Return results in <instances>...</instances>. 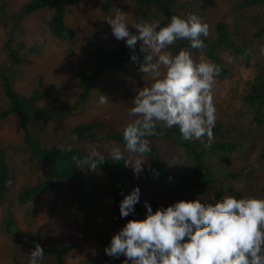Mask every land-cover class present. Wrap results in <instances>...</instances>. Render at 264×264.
Returning a JSON list of instances; mask_svg holds the SVG:
<instances>
[{
	"label": "trees",
	"instance_id": "1",
	"mask_svg": "<svg viewBox=\"0 0 264 264\" xmlns=\"http://www.w3.org/2000/svg\"><path fill=\"white\" fill-rule=\"evenodd\" d=\"M115 0H102L100 13L107 16ZM206 0H135V23L152 21L158 16L162 24L170 21L172 15H178L180 8H186L203 18L202 4ZM80 0H27L14 13H8L4 0H0V22L4 26V39L1 50L5 57L0 61V85L9 100L7 109L0 111V117L16 115L22 130L23 143L31 153L36 166L46 172V177L36 184L25 186L17 196L20 204L35 200L45 190L53 192L51 210L66 201L74 190L81 192L80 205L82 215L77 225L78 235L83 234L93 239L94 248L90 249L76 264H121L124 257L111 258L105 254L111 235L118 231L127 219H142L146 215L144 202L152 210L169 205L168 196L183 195L186 200L214 196L219 200L224 196L243 197L256 195L264 197V67L255 61L252 42L264 43V23L257 25L249 39L241 37L243 11L264 4V0H228L231 9V21H218L215 24V36L204 39L206 47L190 50L197 59H209L220 65L221 73L217 77L219 84L227 86L237 81L240 69L254 67L253 77L246 80L239 90L237 107L222 117L217 103V121L213 129L214 140L208 144L206 137L198 141H183L178 128L158 127L156 135L149 138L151 151L148 153L144 177L126 179L122 174L125 160L113 161L105 155L95 170L105 172L107 178L94 180L92 172L83 163L87 151L77 143L83 141H115L123 145L120 129L108 128L101 121L79 123L69 135L71 139L50 137L43 140L38 133H33L30 122L37 116H59L75 114L88 101L90 92H101L124 87L126 81H133L135 87L143 86V74L139 63L143 53L136 47L137 61L130 59L131 50L123 41L112 51H108L97 32L85 37L83 55L72 64L79 88L73 103H60L50 107H41L37 102L55 88L54 83H47L38 78L37 87L31 95L24 96L14 87V78L20 71L27 55H39L46 43L41 36L33 35L22 26L23 20L39 11H46L45 28L49 34L61 42L76 39L75 30L66 24L65 17L70 5ZM70 6V7H69ZM188 48V41L181 40L172 46L175 53ZM233 57L227 63V57ZM138 82V84H136ZM230 88V87H229ZM231 89V88H230ZM133 94L134 91H131ZM235 109V110H233ZM172 150L174 157L165 158L166 150ZM6 148L0 146V203L5 200V193L11 180V172L6 159ZM172 159V160H170ZM237 162V163H235ZM145 183L151 191H140V202L135 205L134 213L121 218L119 202L124 194L134 186ZM109 192L113 196L115 215L112 218L97 216L94 209L97 195ZM211 202V201H210ZM2 227L8 234L17 231L16 222L7 209ZM32 213L27 212V217ZM44 248V257L40 264H67L71 250L79 247V241L69 236L57 243L43 240L38 235L25 239L26 247L16 256L15 264H27V255L35 244ZM96 246V247H95Z\"/></svg>",
	"mask_w": 264,
	"mask_h": 264
},
{
	"label": "clouds",
	"instance_id": "2",
	"mask_svg": "<svg viewBox=\"0 0 264 264\" xmlns=\"http://www.w3.org/2000/svg\"><path fill=\"white\" fill-rule=\"evenodd\" d=\"M105 20L112 36L131 50V61L138 59V44L144 54L139 63L143 86L135 88L130 99L129 119L121 130L123 146H110L107 157L125 160L139 176L151 151L149 138L158 127L178 128L183 141L206 137L211 144L217 121L214 85L221 67L195 58L190 51L206 47L202 38L209 35L208 23L195 12L174 14L166 24L159 19L129 24L120 10ZM181 40L188 41V48L174 53L172 46ZM233 59L227 57V63ZM97 103L112 102L100 93ZM104 160L105 153L93 147L83 163L95 170ZM139 197L138 186L123 195L121 218L134 213ZM144 207V218L127 219L104 248L111 258L123 256L121 264H264L262 196L180 199L155 211L145 201ZM43 257L44 248L37 243L27 255V264H40Z\"/></svg>",
	"mask_w": 264,
	"mask_h": 264
},
{
	"label": "rangeland",
	"instance_id": "3",
	"mask_svg": "<svg viewBox=\"0 0 264 264\" xmlns=\"http://www.w3.org/2000/svg\"><path fill=\"white\" fill-rule=\"evenodd\" d=\"M27 0H4L8 13L16 12ZM102 0H80L78 4L70 5L67 10L66 23L76 31V39L70 42H61L52 37L45 28V20L48 16L46 11L35 12L27 16L22 26L33 35L41 36L46 43L39 55H27L24 63L16 73L14 87L24 96L31 95L37 87L38 78L42 77L47 83H54L55 88L49 94L37 102L38 106L50 107L60 103H73L78 95L79 88L75 75L72 72V64L83 55V47L86 46L85 37L97 32L104 47L112 51L119 44L112 34L105 18L122 11L129 24L135 23L134 10L135 0H115L107 16L100 13L99 6ZM203 19L209 25V35L214 37L215 24L218 21H231V9L228 0H206L202 4ZM190 10L180 8L178 15L187 14ZM244 20L241 23V37L249 39L257 25L264 23V4L243 11ZM161 20L162 16H158ZM155 20V19H154ZM130 31L135 29L129 26ZM4 39V26L0 22V61L5 57L1 50ZM255 52V61L264 67V43H251ZM255 68L240 69V75L234 83L223 86L216 80L214 85V103H217L222 111V117L229 113V109L237 107L239 103V90L246 80L253 77ZM138 84V82H136ZM231 89H230V88ZM133 81H126L124 87L101 92L93 89L87 102L75 114H61L59 116H37L30 122L33 133L43 140L50 137L71 139L69 135L71 129L79 123L101 121L106 127L120 129L128 121V109L131 107V91L135 89ZM100 93L105 94L112 102L106 106L97 103ZM231 106V108L228 107ZM9 106L8 97L2 91L0 85V111ZM235 110V109H233ZM22 130L18 119L14 114L0 117V146L6 148V156L11 172V180L5 193V200L0 203V264H15L16 256L26 247L25 239L30 235H38L43 240L57 244L65 240L68 236L79 241V247L71 250L68 255L67 264H76L90 249L94 248L93 239L83 234H76L77 225L82 215L80 205L81 192L74 190L71 197L61 202L55 209L51 210V200L53 192L45 190L38 195L35 200L20 204L17 202L18 193L25 186L35 184L46 177L44 169L39 168L31 159V153L23 143ZM80 148L89 152L93 147L101 153H107L110 146L120 145L115 141H83L77 143ZM172 150L165 152V158L174 157ZM169 159V158H168ZM172 160V159H170ZM147 162V158H146ZM237 163V162H235ZM126 179H139L143 175L133 174L131 166L125 165L121 169ZM92 177L96 181L107 178L105 172L95 170ZM140 191H151V186L140 183ZM135 187V186H134ZM168 204L177 200L185 199L183 195L177 197L168 196ZM98 201L94 209L98 211L97 216L112 218L116 211L113 206V196L109 192L97 195ZM186 200V199H185ZM7 209H10L11 217L16 222L17 231L15 234H8L2 227V221ZM32 213V217H27V212ZM96 247V246H95Z\"/></svg>",
	"mask_w": 264,
	"mask_h": 264
}]
</instances>
